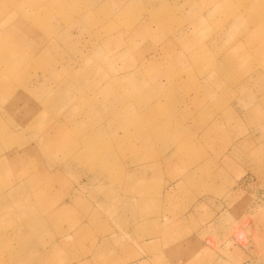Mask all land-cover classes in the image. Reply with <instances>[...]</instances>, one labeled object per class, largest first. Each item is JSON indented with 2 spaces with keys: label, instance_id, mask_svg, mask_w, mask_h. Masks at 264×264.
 Listing matches in <instances>:
<instances>
[{
  "label": "rangeland",
  "instance_id": "obj_1",
  "mask_svg": "<svg viewBox=\"0 0 264 264\" xmlns=\"http://www.w3.org/2000/svg\"><path fill=\"white\" fill-rule=\"evenodd\" d=\"M83 254L264 264V0H0V264Z\"/></svg>",
  "mask_w": 264,
  "mask_h": 264
},
{
  "label": "bare ground",
  "instance_id": "obj_2",
  "mask_svg": "<svg viewBox=\"0 0 264 264\" xmlns=\"http://www.w3.org/2000/svg\"><path fill=\"white\" fill-rule=\"evenodd\" d=\"M2 74V73H1ZM188 212V211H187ZM156 217V216H155ZM125 244V243H124ZM170 254V253H169ZM71 257V256H70ZM139 258V257H138ZM168 258V257H167ZM95 257L92 256L91 258H88L85 254L77 256V257H71L68 260L67 264H89V262H91V260H94ZM173 259V258H172ZM128 261V260H127ZM173 262V261H172ZM117 264H125L124 261L123 262H118ZM174 264V263H173ZM177 264V263H176Z\"/></svg>",
  "mask_w": 264,
  "mask_h": 264
}]
</instances>
